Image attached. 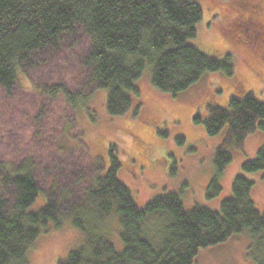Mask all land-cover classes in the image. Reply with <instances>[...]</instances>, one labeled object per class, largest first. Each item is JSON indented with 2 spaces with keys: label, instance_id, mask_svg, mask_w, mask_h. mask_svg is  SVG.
<instances>
[{
  "label": "trees",
  "instance_id": "1",
  "mask_svg": "<svg viewBox=\"0 0 264 264\" xmlns=\"http://www.w3.org/2000/svg\"><path fill=\"white\" fill-rule=\"evenodd\" d=\"M251 15H246L247 26ZM203 16L199 0H0V87L9 93L34 59L80 31L88 39L83 65L93 89L71 91L57 81L37 85L34 92L46 100L61 98L76 112L88 111L89 96L98 90L106 119H141L140 103L134 100L136 81L145 70L156 89L173 96L206 73L233 75L229 54L218 58L198 46L204 44L198 35ZM226 40L234 39L223 35L219 44ZM208 111L205 118L196 114L194 122L202 123L210 137L225 129L206 190L213 199L222 191L230 149L242 150L250 134L264 131V102L239 85L226 108L208 105ZM114 148L104 147L109 165L80 195V187L73 194L65 185L38 207L44 192L34 176L33 158L0 162V264H29L36 239L66 224L77 229L79 240L57 264H195L200 250L238 234L249 236L247 260L264 264V208L252 199L256 180L264 182V144L241 163L219 210L186 207L177 192L157 195L139 208L117 176L121 163ZM113 236L119 248L110 241Z\"/></svg>",
  "mask_w": 264,
  "mask_h": 264
},
{
  "label": "rangeland",
  "instance_id": "2",
  "mask_svg": "<svg viewBox=\"0 0 264 264\" xmlns=\"http://www.w3.org/2000/svg\"><path fill=\"white\" fill-rule=\"evenodd\" d=\"M251 1L253 5L249 0H199L204 16L198 35L204 44H197L218 58L229 54L233 75L206 73L173 96L156 89L150 82L149 70H145L136 81L139 96L134 100L140 103L143 120L106 119L100 103L103 93L98 90L90 94L85 105L90 112H75L61 98L46 100L34 92L37 85L57 81L66 83L71 91L88 93L93 89L83 65L88 39L80 31L34 59V65L25 69L29 71L9 93L0 87V162L33 158L34 176L44 192L35 207L52 193L59 194L65 185H70L73 194L80 187V195L92 177L108 167L104 153L108 144L115 146L113 156L121 163L117 176L139 208L157 195L177 192L186 207L219 210L221 201L231 195V182L241 163L253 158L264 144V131L250 134L242 150L230 149L232 160L220 178L222 191L208 199L207 186L215 174L214 154L225 129L210 137L203 124L195 123L193 118L196 114L208 116V105L226 108L239 85L264 102V81L258 79L259 69L264 68V40L253 38L245 20L256 10L259 20L264 21V1L261 5ZM223 35L234 40L219 44ZM252 199L258 209L264 208V182L258 179ZM78 240L77 229L68 224L41 234L29 251V264H57ZM110 241L120 247L115 236ZM248 244L247 234L232 236L224 243L200 250L195 264H252L246 258Z\"/></svg>",
  "mask_w": 264,
  "mask_h": 264
},
{
  "label": "flooded vegetation",
  "instance_id": "3",
  "mask_svg": "<svg viewBox=\"0 0 264 264\" xmlns=\"http://www.w3.org/2000/svg\"><path fill=\"white\" fill-rule=\"evenodd\" d=\"M263 1L264 0H258L256 5H261ZM262 11L264 12V8L262 9ZM255 15H258L256 10L252 12V15L250 16L251 18L249 17L250 18V20L248 21L249 31H251L253 36L256 37L257 39L261 38L264 40V21H260L259 15L258 16ZM258 77H259L258 79H262L264 81V68L259 69Z\"/></svg>",
  "mask_w": 264,
  "mask_h": 264
}]
</instances>
